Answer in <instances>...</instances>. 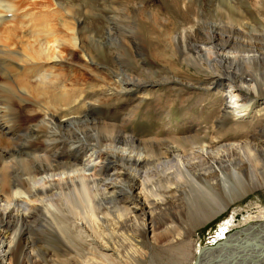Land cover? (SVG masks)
<instances>
[{"label":"rangeland","instance_id":"rangeland-1","mask_svg":"<svg viewBox=\"0 0 264 264\" xmlns=\"http://www.w3.org/2000/svg\"><path fill=\"white\" fill-rule=\"evenodd\" d=\"M53 1L46 0L45 11L47 15L54 14L53 21L55 19L58 21L54 23L58 26L56 28L57 36L60 37L58 39H61L59 42L60 50L61 52L64 51L62 52L64 60L59 64L62 65L66 74L67 88L71 89L68 98L70 101H74L75 103L71 102V104H77L75 105L77 107L76 110L69 109L70 106L64 107L62 101L64 94L59 86L50 87L49 90L52 91L46 92L47 95L28 98V103L25 102L21 105L32 111L44 104L43 102L56 98L58 101L55 103L58 104L56 106L59 110L57 114H84V116L89 114V120L86 122H81V125L74 123L70 126L72 130L78 134L81 132L82 135L81 133L80 135L87 139H90L95 132L104 134L105 130L101 124L104 121L111 125L120 126L121 119L126 118L130 125L121 130H126L128 134L133 133L136 141H147L152 143L149 144L150 146H158L163 151L168 150L169 152L168 159L167 157L161 159L151 157L147 164L137 167L133 165L130 171L128 170L130 161L124 162L123 165L118 157V154L124 153L123 145L116 146L117 155L110 152L108 161H103L99 159V153L106 151L103 149L105 145L100 150V148H96L93 141H88V145L85 143L83 173L92 175L99 170V165L109 164L108 173L103 177L100 186L93 188V191H100V193L116 189L112 195L115 198L108 194L110 198L101 202L103 207L108 208L109 214L105 218L110 220L109 224L116 221L113 216H117L118 213L116 212L120 211H118L119 205H125L122 201L125 193H130L129 185L137 184L135 185V193H141L142 200L145 196L146 200H149L148 202L158 201L153 214L149 217L146 216V223L153 225L154 231H148L146 238L139 241L138 244L132 243L133 240L129 239L132 234L129 229L130 223H125V228L122 230L120 228L112 234H109L111 231L106 230L101 235L106 236L105 238L110 243L112 242L111 244L116 243L115 247L119 251L118 257H111L112 259L110 258L108 261L107 259L106 261L101 260V264H195L198 259L197 255L203 249L209 246L222 248L221 245L228 241L224 238L215 241L214 238L220 234L222 229L230 226L231 229L228 232L233 233L244 225V219L247 218H250L249 223H246L247 225L259 222L260 212L264 211V186H262L264 184V163L262 171L255 169V174H252L256 184L259 185L254 192L233 205L219 207L197 223L195 219L203 214L199 205L202 199L197 196L193 186L178 174V170L181 169L185 173L184 177L193 180L195 178L192 170L193 165L203 161L207 156L213 157L212 146L206 145L203 152L194 148V151L184 155L175 150L177 146L180 147L184 144L182 142L183 137L193 138L197 134L204 136L205 132L208 143L212 136L210 128L214 117H221L218 124L222 127V135L229 134L230 132L225 133L229 129L234 130V135H237L232 138L226 137L216 143V147H219L222 152L227 149L229 154H232L233 151L249 144L251 140L247 136L251 134H257L259 140H264V114L261 110L263 108L260 106L264 103V97L254 96V100L248 102L250 103L248 111H244V107L240 108L239 106L242 104L239 98L233 97L237 95V92L232 91V94L225 93L222 96L215 87H208L210 90L207 91L208 88L205 86L211 82L210 78L217 74L212 72L214 65H217L219 69L218 76H223L225 79L224 84L229 83L228 79L238 82L241 76H244L248 82L254 79L253 76L264 77V39L262 38L264 29H260V24H263L261 17L254 12L255 3L259 0ZM135 1L136 4H140L139 6L144 5L145 13H153V17L151 19L145 16L132 17L133 14L130 12ZM57 3L66 6L67 10L72 12L68 10L69 15L67 16L65 13L68 12H64L57 6ZM243 22L254 24L256 32H250L246 26L244 28ZM72 24H76L77 29L85 28V31L81 32L80 30L78 33L80 39L77 46H71L66 42V40H71L73 35L69 30ZM233 25L236 27L239 25V28ZM185 28L186 30H184ZM182 30L185 31V34ZM29 31L30 24H28L27 35H32ZM251 34L257 39H251ZM170 36L173 38L171 39ZM209 36H212L215 44L214 50L219 55L216 58L215 55L211 54V62L207 60L205 54V59L202 57L203 52L201 54L199 52V49L204 46L202 43L206 40L210 45ZM37 40L45 41V43L51 41L49 46H52V38L43 34H40ZM225 41L228 47L224 49ZM79 44L84 49L83 51L78 48ZM239 44L250 45L256 52H247L250 50L248 48L246 52L234 53L236 51L233 49L234 46L238 48ZM20 47L22 45H17L18 49ZM83 52L90 54V58L85 57ZM182 54H188L186 61H184ZM189 55L193 56L192 59H188ZM235 56H237V60L231 61L230 59ZM243 57L247 59H240ZM253 57L254 59H252ZM29 75H33V73ZM61 79L63 81V78ZM118 79L120 80L116 82ZM146 82L150 83L148 88L143 90V93L133 91L136 90L135 85ZM111 83L112 86L115 85L114 83L123 84V88L127 89L124 98L112 97L105 104L88 109V111L81 109L82 103L91 99L95 100L96 95L104 89L103 87H108ZM246 87L245 85L244 88ZM130 88H133L132 91ZM0 92L3 94V90L0 89ZM52 92L55 94L53 98ZM14 93L13 90V104L18 105V97ZM235 101H238V111L234 109ZM56 106L52 108L54 109ZM15 109L17 111L18 107L15 106ZM232 112H235L239 118H233L231 114L228 115ZM165 114H169V116ZM223 114L227 116L224 117ZM14 116L15 114H7L8 118ZM200 122H202L201 126H198ZM171 124L174 129L169 131L168 128L172 126ZM192 127L194 128L193 131H191ZM59 129L67 130L68 128L60 127ZM74 147L75 145H72L69 151L73 152ZM177 151L181 152V148ZM144 152L146 151H142V157ZM222 152L218 153L216 158H219L221 154L225 155ZM23 154L26 155L23 156L24 159H32L28 154L24 152ZM261 156L264 162V147ZM20 159L21 157L17 160L13 159V161L9 159L13 162L10 167L11 171L20 165ZM140 161L143 162V158ZM172 178L176 179L178 185L171 184L170 179ZM150 187L155 192L154 197L148 191ZM139 190L140 192H138ZM52 195L53 200L60 199L58 191L53 190ZM49 201L45 200L46 203ZM39 205L38 201L35 202L34 199L28 197L27 199H16L11 203L0 198V214H7L12 210L20 216L27 217L34 213L35 208ZM65 215L71 218V215ZM67 217L65 218L68 219ZM140 217L143 215L141 214ZM125 220L126 218H123L122 223ZM53 224L52 219L41 217L38 220L29 221L28 225H24L22 228L25 232L24 238L28 243V251L33 258L32 261L38 260L35 262L36 264H87V259L91 258V253L94 252L89 243L94 241L95 244L101 240L100 236L92 233L91 237L88 238L78 234L77 230H68L69 235H66ZM137 225L134 227L138 230V235H143L142 224L137 223ZM243 256L248 258L252 255L246 253ZM97 262L99 261L97 260Z\"/></svg>","mask_w":264,"mask_h":264},{"label":"bare ground","instance_id":"bare-ground-1","mask_svg":"<svg viewBox=\"0 0 264 264\" xmlns=\"http://www.w3.org/2000/svg\"><path fill=\"white\" fill-rule=\"evenodd\" d=\"M57 1L58 0L55 2ZM139 5L138 3L136 4V1L135 4H132V11L130 12L133 14L132 17L145 16L151 19L153 13L146 14L145 8H143L144 5ZM255 5L254 12L261 17L263 23L260 24V29L262 30L264 29V1H256ZM57 6L63 9L64 12L67 11L68 13H65L67 16L69 15V11L72 12L69 9L68 11L66 6L60 3H57ZM45 9L46 0H0V79H2L0 82V89L3 90V94L0 92V198L5 202L11 203L16 199H27L28 197L40 203V205L35 208L34 213L29 214L27 217L23 215L20 216L12 210L7 214H0V264H34L38 261H32L33 258L28 251V243L24 238L25 232L22 228H24V225H28L29 221H35L41 217L52 219L53 225H56L62 230V233L66 235H69L68 230H77L76 232H78V234L88 238L91 237L92 233L94 235L98 234L101 240L98 239L99 241L95 242V244L93 243L94 241L89 243L91 250L94 252L91 253L92 256L87 259L86 263L101 264V260L106 261L107 259L108 261L111 257H118L119 254V251L115 247L116 243L111 244L112 242L110 243L105 238L106 236L104 237L101 235H103L106 230L111 231L109 234H112L120 228L122 230L125 228V223H130L129 229L132 234L129 239L133 240H130L132 243L136 242L135 244H138L139 241L146 238L148 231H154V226L146 223V216L149 217L153 214L154 207L158 201L148 202L149 200L147 201L145 196L142 200L141 193H135V185L137 184L134 183L129 185L130 193L124 192L125 196L122 201L125 205L120 206L118 204V211H120L116 212L118 213L117 216H113L116 221L114 220L115 222L109 224L110 220L105 218L109 214L108 208L103 207L101 202L110 198V196L112 197L116 189L114 188L109 192L101 193L100 191H93V188L99 187L103 177L107 175L109 164L99 165V170L95 171L92 175L83 173L82 169L85 166V163H83V156H85L83 152L85 153L86 151L85 143L93 141L96 148H100V150H102L101 147L105 145L103 149L108 152L101 151L99 153V159L103 161H108L110 152L116 154L115 149H117V145H123L124 153L118 154V157L123 165L124 162L130 161L128 165V170L130 171L133 165L137 167L143 164L145 165V163L147 164L151 157H158L159 159L167 157L168 159L169 152L168 150L163 151L158 146L152 147L149 145L152 143L147 141H136L133 133H130V135L126 130H121L130 125L126 118L121 119L120 126H116L115 124L111 125L104 121V123H101L103 125V130H105V132L103 131L104 134L95 132L90 139L82 137L81 132V135L80 133L78 134L75 130H72L70 126L74 123L80 124L81 122H86L89 120V114L85 116L84 114H57L59 110L55 102L58 100L53 98L55 97L54 92H52V98L56 101L47 100V102H43L44 104L39 105L40 107L32 110L35 114H33L31 110L29 111L26 106L21 105L25 102L28 103V98L31 99L35 96L41 97V95H47L48 93L46 92L52 91L49 90L50 87L59 86L62 88L64 94V99L62 98L64 107L70 106L69 109L72 110H76L77 107L75 106L77 104L74 105L75 102L70 101L68 98L71 89L67 88L66 74L62 65L59 64L64 60V56L62 55L64 51L61 52L60 50L59 42L61 39H58L60 37L57 36L58 31L56 28L58 26L55 24L58 21H56V19L53 21L54 14L47 15ZM250 23L251 22H243L242 25L243 27L246 26V28H249L250 32H256L254 24L252 25ZM28 24H30L32 35H27ZM236 28H239V25ZM69 30L73 35L71 40H66V42L71 46H77L80 39L78 33H80V30L81 32L85 31V28L82 27L81 29H77L76 24H72ZM184 30H186V28ZM184 32L185 31H183V33ZM40 34L52 38V46H49L51 41L46 43L45 41H38L37 38ZM209 37L211 41L210 45L206 40V42L202 43V45H204L202 48L203 50L199 49V52L200 54L203 52L202 57L204 58L205 54L207 60L211 62V54L215 55L216 58H218L219 55L218 52L214 50L215 44L212 36ZM172 38L173 37H171V39ZM250 38H253V40L257 39L253 37L252 34ZM262 38L264 39V36H262ZM226 43L225 41L223 46L224 49L228 47ZM17 45H22V47L18 49ZM78 48H80L81 51L84 50L81 44H79ZM248 48L250 50L247 52H256L250 45L239 44L238 48L234 46L233 49H236L234 53H239V51L242 53V51L246 52ZM83 53L85 57H89L90 55L87 52ZM187 55L182 54V56H184V61L187 60ZM192 57V55H189L188 59H192ZM240 59L246 60L247 58L245 59L243 57ZM252 59H254V57ZM230 60L236 61L237 56ZM248 60H251V58H248ZM213 68L214 71L212 72L217 74L212 76L210 78L211 82L205 86H207V88L211 86L215 87L216 91L222 96L225 93L230 95L232 91L237 92V95L233 97L239 98L242 102L239 106L240 108L244 107V111H248L250 106L248 102L254 100V96L264 97V77L261 78L260 76L258 77V75L253 76L254 79L248 82L244 79V76H241L238 82H233L231 79V83L230 79H226L229 83L224 84L225 79H223V76H218L219 69L217 65H214ZM31 73H33V75H29ZM71 75L72 73L70 76ZM61 78H63V81ZM119 80L120 79L116 80V82ZM149 83L150 82H146L143 84L140 83L141 85H135L134 87H136V90L133 91H137L136 93H143V90L148 88L147 86ZM114 84L115 85L112 86L111 83L110 86L103 87L104 89H102V92L96 95V99H91L88 102L85 101L82 103L81 109L88 111V109L90 110L96 106L98 107V105L105 104L107 100L112 97L124 98V93H126L127 89L123 88V84ZM245 85L247 86L246 88H244ZM132 89L133 88H130L131 91ZM13 90L17 94L19 100L17 102L18 105L13 104ZM209 90L210 88L207 89V91ZM71 102H74L72 103L73 105ZM234 104V109L237 110L238 101H235ZM53 105L56 106L54 109L52 108L54 107ZM15 106L18 107L17 111ZM260 106L263 108L261 110L264 114V103ZM261 110L259 111L261 112ZM7 114H15V116L13 118H8ZM230 114L233 118H239L235 112L229 113L228 115ZM165 115L169 116V114ZM222 116L226 117L227 115L223 114ZM220 118L221 117H214L213 122H211L210 132L212 136L211 138L209 137L210 140L208 143L206 142L207 133L204 131V136L197 134V136L193 138L183 137L184 139H182V142H184V144L181 145V143L180 147L177 146V149L181 148V152L175 149L176 152L184 155L190 151H194V148L203 152L206 149V145L212 146L214 156H207L203 161L193 165L194 167L192 170L195 176L193 180L186 178V176L184 177L185 173L181 169L178 170V174L183 176L182 178L186 179L187 182L193 186L197 196L202 199L199 205L201 206L203 214L195 219L197 223L201 222L202 219L207 217L212 211H216L222 206L228 207L235 204L259 187L253 179L252 174H255V169L262 171L264 162L261 153L264 147V140H259L260 138H257V134H251L247 136L248 139L251 140L249 144L239 148V150L233 151L232 154H229L227 149L222 152L219 147H216V143L222 141L226 137L232 138L237 135H234L235 132L234 130L231 131L232 129L225 132H230L229 134L222 135V127L218 124ZM201 123L202 122H200L198 126H201ZM60 127L68 129L60 130ZM168 129L170 131L174 129V126L172 125ZM193 130L194 128L192 127L191 131ZM72 145H75V147L73 152H70L69 150ZM67 146H69V148H67ZM142 151H146L143 157ZM23 152L31 156L32 159H24L23 156L26 155H24ZM220 152L225 153V155L221 154L219 158H216ZM19 157H21L19 161L20 165H18L19 168L16 165L17 168L14 167L13 171H11L10 167L11 164H13V159L17 160ZM141 158H143V162L140 161ZM9 159H12V161ZM156 160L158 161V159ZM128 177L129 175L127 178ZM170 181L172 182L171 184L178 185L175 178L170 179ZM262 186H264V184H262ZM53 190L58 191V197L60 199L57 201L60 203L52 199ZM148 191L151 196H155V192L151 187ZM138 192H140V190ZM108 194L111 195L108 196ZM45 200L51 201L46 203ZM260 213L258 217L260 221H257V223L247 225L246 223L250 221V218H247L244 219V225L236 229L233 233L228 232L229 229H231L229 228L230 226L226 227V229H222L220 234L214 239L215 241H219L224 238V240L228 241L221 245L222 248H211L209 246L203 249L197 255L198 259L195 264H264V211ZM65 214L71 215V218L67 217ZM141 214L143 217H140ZM123 218H126V220L122 223ZM137 223L139 225L142 224L141 226L144 230L143 235H138V230L134 227L138 226ZM89 233L91 234L89 235ZM150 241L152 240L150 239ZM136 252H138V250H136ZM246 253L252 256L248 258L244 257L243 255ZM97 260L99 262H97Z\"/></svg>","mask_w":264,"mask_h":264},{"label":"water","instance_id":"water-1","mask_svg":"<svg viewBox=\"0 0 264 264\" xmlns=\"http://www.w3.org/2000/svg\"><path fill=\"white\" fill-rule=\"evenodd\" d=\"M206 247H207V245H206Z\"/></svg>","mask_w":264,"mask_h":264}]
</instances>
